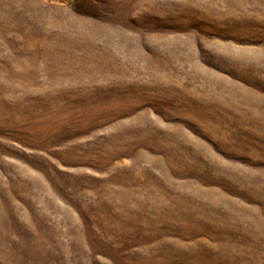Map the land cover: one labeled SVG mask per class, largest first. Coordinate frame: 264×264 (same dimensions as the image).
I'll list each match as a JSON object with an SVG mask.
<instances>
[{"label":"rangeland","instance_id":"obj_1","mask_svg":"<svg viewBox=\"0 0 264 264\" xmlns=\"http://www.w3.org/2000/svg\"><path fill=\"white\" fill-rule=\"evenodd\" d=\"M0 264H264V0H0Z\"/></svg>","mask_w":264,"mask_h":264}]
</instances>
